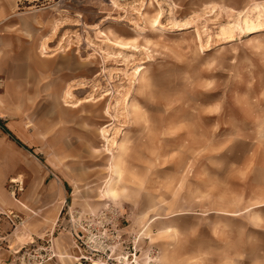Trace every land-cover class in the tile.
<instances>
[{
  "label": "rangeland",
  "instance_id": "374dc122",
  "mask_svg": "<svg viewBox=\"0 0 264 264\" xmlns=\"http://www.w3.org/2000/svg\"><path fill=\"white\" fill-rule=\"evenodd\" d=\"M258 13L264 0H0V120L21 144L0 128V264L44 247L72 264L71 225L108 211L142 262L264 264V229L208 215L182 170L220 144L264 147V30L220 35Z\"/></svg>",
  "mask_w": 264,
  "mask_h": 264
},
{
  "label": "crops",
  "instance_id": "0c3cea01",
  "mask_svg": "<svg viewBox=\"0 0 264 264\" xmlns=\"http://www.w3.org/2000/svg\"><path fill=\"white\" fill-rule=\"evenodd\" d=\"M82 104L77 103V105L67 107L78 108ZM102 132L105 134L106 131ZM240 141L242 144L246 139L241 136ZM231 148L230 143L218 145L217 150L211 154L212 162L208 167L200 165V167L182 169L183 175L186 176L183 185L187 188L192 184L193 189L209 192L202 199L211 203L210 206L207 204V207L210 208L208 215L215 214L223 219L240 221V223L255 229H264V214H261L259 210L264 208V149H262L264 147H256L253 151L243 152H234L230 150ZM123 149L124 146H120L119 155ZM121 178L120 166L115 164L112 168L111 178L104 189L103 195L107 199L117 201L120 197L125 196L124 190H118L116 185L122 180ZM110 189L115 192L114 197L109 194ZM205 206L206 204L200 203L195 207L204 208ZM251 211L254 212L249 214ZM147 228L141 236L151 237L152 232L150 235H146Z\"/></svg>",
  "mask_w": 264,
  "mask_h": 264
},
{
  "label": "built area",
  "instance_id": "2783aa9c",
  "mask_svg": "<svg viewBox=\"0 0 264 264\" xmlns=\"http://www.w3.org/2000/svg\"><path fill=\"white\" fill-rule=\"evenodd\" d=\"M117 216V211H108L71 225L74 264H153L155 258H148L154 255L153 251L142 262L144 259L138 255L135 246L137 237L132 236L130 243L124 245ZM27 256H23V261L27 259V264H45L56 255L51 247H44L33 257Z\"/></svg>",
  "mask_w": 264,
  "mask_h": 264
},
{
  "label": "bare ground",
  "instance_id": "6f19581e",
  "mask_svg": "<svg viewBox=\"0 0 264 264\" xmlns=\"http://www.w3.org/2000/svg\"><path fill=\"white\" fill-rule=\"evenodd\" d=\"M255 5L258 6V4H255ZM214 11H215V9H214ZM148 19H149L148 21H149L150 25L152 26L153 24H156L159 21L160 14L157 12L155 15H153V17H151V18L149 17ZM262 26H264V13H258L255 16V18H250L246 14H244V15H241L233 23H230L227 26L222 27L220 30V35L225 37V38H229V37L231 38V35L237 31L245 32L246 34H250V33H254L257 31L264 30V28H261ZM177 29H181V28H173L172 30H177ZM227 41L229 42L230 39H228ZM115 44L121 48H126L129 45L132 46V44H129V42H123L121 39L120 40L115 39ZM141 72L142 71H140V72L138 71V73H137V71H136V76L140 77ZM70 95H71L70 92H66V97L69 98ZM89 101L90 100H84L83 102L77 101L73 104H68L67 106L77 105V103L78 104L88 103ZM109 194L112 195L113 197L115 196V192L111 191V189L109 191ZM67 257L69 258V260H71L72 264H74V260H73L74 255H69ZM155 259L157 260V257H155ZM93 264H98V263H93Z\"/></svg>",
  "mask_w": 264,
  "mask_h": 264
},
{
  "label": "trees",
  "instance_id": "16d2710c",
  "mask_svg": "<svg viewBox=\"0 0 264 264\" xmlns=\"http://www.w3.org/2000/svg\"><path fill=\"white\" fill-rule=\"evenodd\" d=\"M0 128L2 129V131L4 133H6L7 135H9L18 145H21L17 140L14 139V137L11 135V133L4 127L2 121L0 120Z\"/></svg>",
  "mask_w": 264,
  "mask_h": 264
}]
</instances>
